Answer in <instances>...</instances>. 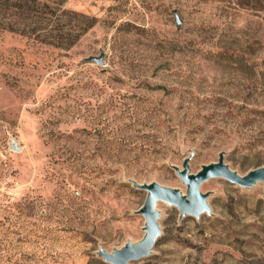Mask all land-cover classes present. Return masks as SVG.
<instances>
[{
	"label": "rangeland",
	"instance_id": "rangeland-1",
	"mask_svg": "<svg viewBox=\"0 0 264 264\" xmlns=\"http://www.w3.org/2000/svg\"><path fill=\"white\" fill-rule=\"evenodd\" d=\"M38 1L96 22L68 49L0 28V264H108L144 235L138 186L264 167V0ZM198 194V217L157 201L127 264H264L262 181Z\"/></svg>",
	"mask_w": 264,
	"mask_h": 264
},
{
	"label": "water",
	"instance_id": "water-1",
	"mask_svg": "<svg viewBox=\"0 0 264 264\" xmlns=\"http://www.w3.org/2000/svg\"><path fill=\"white\" fill-rule=\"evenodd\" d=\"M175 23H180L176 17ZM88 61L101 64L102 57H90ZM177 176L186 187L184 197H181L175 190L160 187L155 183L138 186L139 189L146 191L144 203L138 211L144 219V237L141 242L133 245L126 244L121 249L114 251L112 255L107 254L105 251H100L98 254L102 257L104 262L108 264H127L128 262L136 261L149 254L150 249L159 235L156 221L157 214L154 209L157 201H164L174 205L181 216L188 215L198 217L201 213L208 212V206L198 194V187L202 182L211 177L219 176L231 184L242 187L251 186L256 181L261 180L263 183L264 217V167L254 168L245 176L240 177L223 163L222 156L219 155L216 162L203 166L202 169L195 174L189 173L188 167L184 163L183 169L177 172Z\"/></svg>",
	"mask_w": 264,
	"mask_h": 264
},
{
	"label": "trees",
	"instance_id": "trees-1",
	"mask_svg": "<svg viewBox=\"0 0 264 264\" xmlns=\"http://www.w3.org/2000/svg\"><path fill=\"white\" fill-rule=\"evenodd\" d=\"M56 8L38 0H0V28L44 44L68 49L95 24L96 19L62 10L61 15L66 16V21L59 24ZM48 24L55 27L45 31Z\"/></svg>",
	"mask_w": 264,
	"mask_h": 264
},
{
	"label": "bare ground",
	"instance_id": "bare-ground-1",
	"mask_svg": "<svg viewBox=\"0 0 264 264\" xmlns=\"http://www.w3.org/2000/svg\"><path fill=\"white\" fill-rule=\"evenodd\" d=\"M178 192V194L181 196V197H184V192L181 190V192L180 191H177ZM143 237H144V235L142 236V238L139 240V241H137V243H139V242H141V240L143 239Z\"/></svg>",
	"mask_w": 264,
	"mask_h": 264
}]
</instances>
